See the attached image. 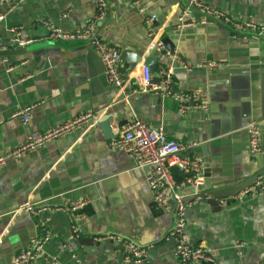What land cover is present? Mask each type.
<instances>
[{"label":"crops","instance_id":"0c3cea01","mask_svg":"<svg viewBox=\"0 0 264 264\" xmlns=\"http://www.w3.org/2000/svg\"><path fill=\"white\" fill-rule=\"evenodd\" d=\"M134 1L102 0L103 13L96 0H25L13 8L0 2V52L5 53L0 56V157L25 144L30 134L82 114L97 116L91 125L8 160L0 169V264H12L42 229L51 235L34 264H125L119 246L100 251L80 245L87 238L113 237H134L139 246L156 250L149 264H179L173 245L163 247L176 221L174 211L155 206L146 168L110 148L111 140L99 126L104 116L116 136L137 118L161 129L168 139L195 144L191 153L205 175L200 192L205 181L213 190L237 192L264 168V34H235L213 22L179 30L176 21L185 0H138L135 7ZM201 1L233 20L264 26V0ZM152 16L155 19L147 23ZM89 24L120 54L129 50L140 56L133 68L121 60L122 89L106 81L89 43L56 42L47 33V25L72 32ZM11 29L31 42L26 53L9 54L18 49ZM164 40L172 51L166 50ZM167 54H176L191 70L179 67ZM148 58L155 60L158 73L171 69L172 87L198 93L208 110L180 114L173 98L142 92L138 76ZM205 61L219 67H198ZM26 108L30 120L23 124L13 114ZM249 121L262 130L259 156L249 153L244 129ZM170 174L176 185L186 178L177 169ZM187 190L181 194L188 205L184 232L192 246H201L212 258L191 264H264V195L250 193L214 209L197 200L188 202ZM80 201L87 204L78 212L83 217L74 231L73 217L52 209ZM26 203L48 211L26 214L21 210ZM239 243L244 246L238 248Z\"/></svg>","mask_w":264,"mask_h":264},{"label":"built area","instance_id":"2783aa9c","mask_svg":"<svg viewBox=\"0 0 264 264\" xmlns=\"http://www.w3.org/2000/svg\"><path fill=\"white\" fill-rule=\"evenodd\" d=\"M25 0H0L13 8ZM101 13H103L102 0H96ZM185 5L176 21L177 29H184L197 24L204 25L213 22L222 27L228 28L235 34H244L253 32L254 35L264 34V26L254 25L250 22L233 20L220 10H216L201 0H186ZM138 5V0L133 2V6ZM193 8V10L191 9ZM194 14L196 18H194ZM3 16H0V21ZM155 19L152 16L147 23ZM49 38L53 41H83L89 43L96 51L103 67L106 81L116 89H122L124 79L120 69L121 59L120 52L113 46L103 42L97 35L95 25L78 27L72 32H64L58 28L47 25ZM13 36V44L18 48L26 47L31 42L23 40L21 34L16 29L10 30ZM158 46L162 48V44ZM177 63V65L185 70H191V67L179 58L176 54H167ZM198 67L209 70H215L219 64L212 61H205ZM172 71L169 68L161 69L159 75L161 77L160 84L151 85V74L149 69L142 67L138 76V87L142 92H151L160 97H171L178 103V112L185 114L188 111H204L208 110V104L201 101L198 93L180 92L172 87ZM13 117L19 118L23 124H27L30 120V109L26 108L17 111ZM97 119L96 115L86 113L82 114L72 121L61 126L39 133L30 134L25 144L19 148L8 152L5 156L0 157V169L3 168L8 160H17L25 156L27 153L34 151L66 134L91 125ZM245 132L248 136V149L251 156L261 153V132L260 125L255 121L246 123ZM195 144L183 145L180 142L168 139L161 129H152L146 123L137 118H133L130 123L122 129L119 134L110 141V148L115 151H122L129 154L137 167L146 168V181L151 192L155 206L165 212L174 211L176 221L170 231V238L177 237L175 246V257L179 264L191 263H209L212 262L211 256L201 246H192L184 232L185 228V211L187 203L178 192L188 186L200 188L202 185L201 172L202 166L199 160L191 153ZM171 169H177L180 173L186 175L185 180L180 184L173 182L170 174ZM250 193L264 195V176H259L255 183L233 197L238 200L242 196ZM87 201H80L62 208L52 210L63 211L70 214L73 218L72 229L76 230V223L82 219V215L78 212L83 209ZM21 210L29 215L37 216L48 211L46 208H39L31 204H24ZM51 233L42 229L40 237L32 240L30 245L18 252L12 259V264H34L35 258L42 251L43 246L49 240ZM109 238V237H108ZM101 238L98 240H105ZM116 239L122 243L123 262L125 264H149L148 249L139 246L135 238ZM243 243L237 244V247H243Z\"/></svg>","mask_w":264,"mask_h":264},{"label":"water","instance_id":"95a60500","mask_svg":"<svg viewBox=\"0 0 264 264\" xmlns=\"http://www.w3.org/2000/svg\"><path fill=\"white\" fill-rule=\"evenodd\" d=\"M185 4L187 5V1L185 0ZM193 10V8H191ZM98 16L100 17V13L98 12ZM109 18V16L107 15V17L103 20L101 19L100 24H102L103 22H105L107 19ZM100 24H98V26H100ZM220 26V25H219ZM222 27V26H221ZM49 34V32H47ZM162 44L165 46L166 50L168 52L172 51V46H170V43L168 40H164L162 41ZM1 45V44H0ZM3 45V44H2ZM28 48H18L16 50H14V52H11L9 54H23L27 52ZM5 53L4 52H0V56H4ZM120 59L122 61H128L131 64V67L133 68L135 66V64H137L138 60L140 59V56H137L136 54L132 53L129 50H123L120 54ZM149 69V72L151 74V84H158L161 82V77L157 71V65L155 63V60L153 58H148L146 60V62L144 63V66ZM99 126L104 134V136L106 137V139L112 140L116 137V135H114L112 133V129L110 128V125L108 124V115L104 116L100 121H99ZM123 126L122 123H120L117 126V129H121ZM260 132H261V143H262V130L260 127ZM261 154V153H260ZM259 154V155H260ZM258 155V156H259ZM257 158V157H256ZM262 167H264V157H262ZM259 176H264V168H261L252 178V181L250 184H248L247 186H245L242 190L239 191H233V190H221V189H216L213 190L211 188V186H207L206 184L208 183L207 181L204 182V186H205V190L204 192H200L199 188H194V186L188 185L184 188V190L188 189L187 191L189 192L190 196L188 202H192L194 200H197L198 202H204L209 204L212 208L214 209H222V207L224 205L228 206L231 203H234V199L233 197L237 196L238 193L246 190L247 188L251 187L256 179ZM205 177V175L202 174L201 172V178ZM183 190V191H184ZM183 191H179L178 194L181 195L182 193H184ZM221 199H227L226 202L223 204L220 202ZM177 237H171L167 242H165L164 244V249L168 250L170 247L175 248L176 243H177ZM80 245L85 246V247H92L93 249H98L100 251L105 250V249H110L113 248L115 246H119L120 248H122V243L119 242L118 240H114V239H105L103 241H96L94 239H83L80 242ZM156 253V250L154 249H150L148 251V255L147 258L148 260H151V256H154V254Z\"/></svg>","mask_w":264,"mask_h":264}]
</instances>
